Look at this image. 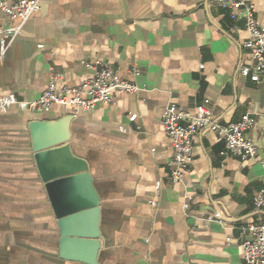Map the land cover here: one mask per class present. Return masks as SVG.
I'll use <instances>...</instances> for the list:
<instances>
[{
	"label": "crops",
	"instance_id": "obj_1",
	"mask_svg": "<svg viewBox=\"0 0 264 264\" xmlns=\"http://www.w3.org/2000/svg\"><path fill=\"white\" fill-rule=\"evenodd\" d=\"M251 2L264 24V0ZM247 38L244 22L212 0H44L5 53L0 46V97L36 99L53 73L63 77L59 88L76 86L92 75L83 63L98 62L141 88L77 115L58 146L70 147L86 170L72 187L74 201L88 197L89 186L99 199L96 264H245L241 228L264 221L255 207L260 162L223 156L222 133L202 130L192 168L175 184L163 116L170 104L194 114L206 101L220 126L252 112L248 136L264 159V75L259 82L241 75L252 63ZM69 114L61 105L0 111V264H89L60 256L29 129ZM214 213L221 222L207 221Z\"/></svg>",
	"mask_w": 264,
	"mask_h": 264
},
{
	"label": "built area",
	"instance_id": "obj_2",
	"mask_svg": "<svg viewBox=\"0 0 264 264\" xmlns=\"http://www.w3.org/2000/svg\"><path fill=\"white\" fill-rule=\"evenodd\" d=\"M44 0H15L8 2L0 0V17L8 23L0 25V46L3 53L8 45L21 33L24 25L42 9ZM214 5L230 12L235 22H244L248 38L245 48L250 52L252 63L241 68V75L259 82L264 75V24L256 17V6L251 0H212ZM19 22L18 25H12ZM92 75L76 86L64 85L62 75L53 73L46 90L36 99H20L15 92H9L0 97V111L6 113L12 109L18 111L33 110L41 113L51 111L54 105L69 109L76 117L82 113L94 110L99 104L110 105L116 95H137L141 88L133 82L122 79L108 65L103 63H83ZM255 116L248 112L237 123L220 126L214 122V107L206 101L196 107L195 113H187L170 104L164 112L163 125L166 135L173 147V159L170 179L180 183L185 173L193 165V145L196 135L211 129L222 133L225 145L223 156L237 157L241 160L260 162L264 170V159L259 156V150L248 133L254 127ZM160 190V184H157ZM157 206V203H153ZM255 207L264 210V187L255 197ZM188 208V204L185 205ZM208 222H221L222 215L214 213L207 218ZM242 247L245 264H264V221L248 224L241 228Z\"/></svg>",
	"mask_w": 264,
	"mask_h": 264
},
{
	"label": "water",
	"instance_id": "obj_3",
	"mask_svg": "<svg viewBox=\"0 0 264 264\" xmlns=\"http://www.w3.org/2000/svg\"><path fill=\"white\" fill-rule=\"evenodd\" d=\"M74 118L70 113L56 123L34 120L29 129L35 160L51 196L59 229L60 256L65 260L96 264L95 258L101 248L99 199L89 186L88 197L74 201L72 187L77 176L86 170L81 168L83 161L73 155L70 147H58L69 141Z\"/></svg>",
	"mask_w": 264,
	"mask_h": 264
}]
</instances>
